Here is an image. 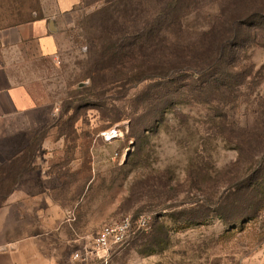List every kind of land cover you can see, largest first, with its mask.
<instances>
[{
  "label": "rangeland",
  "instance_id": "1",
  "mask_svg": "<svg viewBox=\"0 0 264 264\" xmlns=\"http://www.w3.org/2000/svg\"><path fill=\"white\" fill-rule=\"evenodd\" d=\"M202 1L186 21L191 41L234 0ZM61 2L0 0V26L54 21L59 53L43 61L42 81L34 86L43 109L21 160L29 147L52 141L44 151L65 161L62 173L74 174L60 182L58 197L71 223L84 227V242L126 217L147 216L151 229L115 250L110 264H264V31L248 49L253 79L236 88L232 106L190 101L161 107L159 123L135 127L136 118L150 122L146 102L172 87L164 80L138 86L135 75L165 66L167 46L147 40L143 49L131 46L114 56L107 44L141 29L160 0ZM112 131L118 134L109 141L104 135ZM17 169H0V199L7 192L2 179ZM234 204L239 211L230 220L249 214L245 222L218 215Z\"/></svg>",
  "mask_w": 264,
  "mask_h": 264
},
{
  "label": "crops",
  "instance_id": "2",
  "mask_svg": "<svg viewBox=\"0 0 264 264\" xmlns=\"http://www.w3.org/2000/svg\"><path fill=\"white\" fill-rule=\"evenodd\" d=\"M58 53L52 20L0 26V169L21 161L43 109L34 86L42 81L43 61ZM52 145L51 140L40 144L31 171L0 207V264H82L73 256L86 242L85 229L71 223L70 209L58 197L60 182L74 174L62 173L65 161L57 163L44 151Z\"/></svg>",
  "mask_w": 264,
  "mask_h": 264
},
{
  "label": "trees",
  "instance_id": "3",
  "mask_svg": "<svg viewBox=\"0 0 264 264\" xmlns=\"http://www.w3.org/2000/svg\"><path fill=\"white\" fill-rule=\"evenodd\" d=\"M140 1L138 0L139 4ZM202 2V0H160V10L154 14V18L140 24L143 25L141 29L120 35L107 44L108 53L115 56L117 51L127 47L140 45L135 48L143 49L147 40L152 43L160 41L167 46L169 62L165 66H159L157 63L155 67L149 69L148 76H145L140 69L135 74L139 77L137 85L148 80H164L172 87L176 86L177 82L185 83L179 84L176 88H169L165 97H159L157 94L151 97L146 102V106H151L153 113H150L149 124H142L141 119L136 118L135 127H143V125L148 127L159 123L156 114L161 107L169 110L176 105L188 104L190 101L223 107L232 106L239 92L236 88L243 87L248 80L253 79L254 70L248 63V49L256 42L258 33L264 31V0H234L229 8H224L214 17V21L201 27L198 38L191 41L186 21L192 9H202ZM153 54L156 59L161 52L156 49ZM261 70L263 71L264 68ZM258 77L259 73L254 76L255 79ZM95 87V91L100 89L97 85ZM146 106H141L140 109ZM259 137L263 138L262 135ZM39 146L40 143L32 148L29 147L25 159L18 162V169L15 167L17 163L10 166V169H17V173L9 174L2 179L3 184L7 186V192L1 195L0 207L12 193L19 179L31 171ZM253 183L249 188L253 187ZM233 189L236 195L237 188ZM238 211V204H234L232 211H229L233 213L232 216L229 218L226 216L229 212L218 215L227 223H240L248 219L249 214H246L242 218L230 220Z\"/></svg>",
  "mask_w": 264,
  "mask_h": 264
},
{
  "label": "built area",
  "instance_id": "4",
  "mask_svg": "<svg viewBox=\"0 0 264 264\" xmlns=\"http://www.w3.org/2000/svg\"><path fill=\"white\" fill-rule=\"evenodd\" d=\"M117 134L112 131L104 137L110 141ZM150 225V217L140 216L137 220L126 217L121 222L104 227L90 244L84 243L73 258L82 264H110L111 255L115 250L129 244L137 234L148 232Z\"/></svg>",
  "mask_w": 264,
  "mask_h": 264
}]
</instances>
